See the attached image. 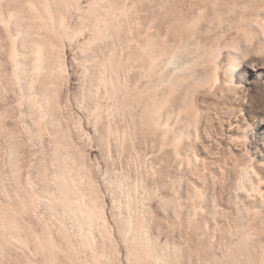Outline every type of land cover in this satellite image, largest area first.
<instances>
[{
    "label": "rangeland",
    "instance_id": "374dc122",
    "mask_svg": "<svg viewBox=\"0 0 264 264\" xmlns=\"http://www.w3.org/2000/svg\"><path fill=\"white\" fill-rule=\"evenodd\" d=\"M85 6L57 4L71 32L92 22ZM22 9L14 29L52 62L34 76L25 52L16 84L0 24V264H233L235 251L238 264H264L260 25L228 40L240 62L226 81L227 57L202 48L151 60L154 73L118 50H62ZM105 35L94 45L125 43Z\"/></svg>",
    "mask_w": 264,
    "mask_h": 264
},
{
    "label": "bare ground",
    "instance_id": "6f19581e",
    "mask_svg": "<svg viewBox=\"0 0 264 264\" xmlns=\"http://www.w3.org/2000/svg\"><path fill=\"white\" fill-rule=\"evenodd\" d=\"M82 1H86L84 12L87 18L90 19L89 21L92 22L88 25H81L71 32L70 30L72 29L69 30V28L64 25V22H66L64 18L67 15H62L57 12V4L60 2L67 10L72 6L76 7H73L74 9L80 10ZM23 4L27 5L32 11L33 15L30 17L34 19L36 23L51 31L58 38L62 43V50L64 49L65 43H70V41L75 40L78 44V49L90 52L91 54L93 52L105 53L109 50L108 54L111 56L118 50L120 54L124 53L130 55V57L131 55H133V57L136 55L135 57H138V59H140V57L143 59L148 58L150 60L149 64H151V62L157 58L169 57V59H171L170 57H175V55L182 52H193L202 48L205 54L216 52L217 55L224 54V56L227 57V64L223 67L210 64L213 66L212 70L214 72L217 70V67L222 68V79L226 81L232 80V76L237 70V63L240 62H237V46L229 44L228 40L239 34L254 35V28L257 24L260 25L262 36H264V0H0V24L9 42V52L13 63V79L16 80V84L20 83V78L24 71V57L26 53H30L34 57L33 66L30 69L33 75L35 74L37 76L45 68H50L52 62L49 59L47 60L48 57L45 53L43 43L39 42V39L34 40V45L27 49L26 44L28 41L25 39L27 32L25 30L21 31L20 29H14V25L22 20V13H19L17 9H22ZM122 16L127 17L121 20ZM260 16L262 19H259L261 18ZM202 19H206L204 21L205 27L204 25L198 26ZM77 20L81 23L82 21H86L82 16H78ZM108 30H112L115 34L123 33L125 39L122 41H125V43L120 44L119 41L120 45L118 44V48L112 43V48H105L104 50L103 48L101 49V46L98 47L94 45L96 42L105 41V39L109 40L108 38L110 37L105 35ZM202 42H208L209 45L204 48L205 46L202 45ZM94 46L98 48L96 49ZM187 52L185 53L188 54ZM82 53L83 52H81V54ZM205 60H207V58ZM155 62L158 61L156 60ZM208 62L210 61L207 60V63ZM151 65L153 66V64ZM154 68H157V66ZM159 68L153 69L152 72ZM151 69H149V71H151ZM159 71L161 72V70ZM218 77L217 75L214 76L216 80H218ZM176 79L177 78H175V80ZM172 82H174V80ZM163 99L166 100V98ZM144 111L147 110L145 109ZM193 111V107L187 109L188 113ZM145 117L147 120H151L152 115L150 112H147ZM249 174L250 172L248 175ZM230 256L233 264H238L241 260L238 257L239 253L236 251L230 254ZM250 258L249 255L245 257L243 264H249L250 261L253 260Z\"/></svg>",
    "mask_w": 264,
    "mask_h": 264
}]
</instances>
